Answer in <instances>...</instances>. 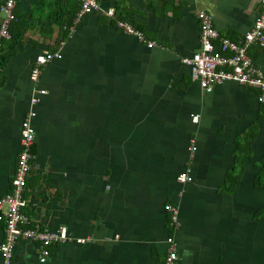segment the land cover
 Masks as SVG:
<instances>
[{
	"label": "crops",
	"instance_id": "1",
	"mask_svg": "<svg viewBox=\"0 0 264 264\" xmlns=\"http://www.w3.org/2000/svg\"><path fill=\"white\" fill-rule=\"evenodd\" d=\"M263 1L176 0L166 11L148 0H99L162 46L152 49L98 14L76 18L63 42L57 26L50 38L27 32L0 88V198L16 172L34 62L60 52L40 78L48 94L33 123L24 213L44 229L94 239L55 245L44 264H164L171 235L179 264H264V105L256 89L235 82L202 91L183 63L201 47L199 11L222 37L239 40ZM20 3L28 12L34 0ZM249 55L264 73V48ZM187 169L194 181L180 184ZM166 205L179 208L176 231ZM39 248L20 240L13 264H42Z\"/></svg>",
	"mask_w": 264,
	"mask_h": 264
},
{
	"label": "built area",
	"instance_id": "2",
	"mask_svg": "<svg viewBox=\"0 0 264 264\" xmlns=\"http://www.w3.org/2000/svg\"><path fill=\"white\" fill-rule=\"evenodd\" d=\"M81 6L77 21L86 15H102L115 21L118 29L128 35L134 36L140 43L149 49L162 47L158 42L149 40L144 32L135 28L128 21L117 18L116 11L104 8L99 0H75ZM18 0H4L0 8V51L5 42L11 40L10 23L14 17V10ZM197 18L200 23L201 47L191 58L183 60L190 67L192 81L198 83L201 90L212 93L217 86L227 82H235L244 87L258 91V101L264 105V73L258 69L254 60L249 55L252 47L264 48V1L262 12L254 23L253 28L239 40L222 37L215 27L213 16L206 11H199ZM63 58L60 52H44L39 55L32 67L30 80L34 91L30 99V107L21 125V151L17 160L16 172L12 180L11 191L0 198V212L5 217V238L0 245V254L4 264H13L15 247L20 240L38 243L39 262L46 263L51 255L52 248L58 244L75 242L88 244L94 242L91 237L73 238L66 228L49 230L42 228L38 223L24 213L28 206L25 197L28 178L33 168V146L36 141L34 120L38 116L37 106L42 97L48 94L47 90L39 87L43 69L54 60ZM199 115H192V122L198 124ZM198 151L197 138L190 140L188 152L192 161ZM178 181L180 184L192 183V171L187 169L182 172ZM165 210L170 215V226L173 230L179 228V208L166 205ZM168 246L164 264H179L178 249L174 235L167 238Z\"/></svg>",
	"mask_w": 264,
	"mask_h": 264
},
{
	"label": "trees",
	"instance_id": "3",
	"mask_svg": "<svg viewBox=\"0 0 264 264\" xmlns=\"http://www.w3.org/2000/svg\"><path fill=\"white\" fill-rule=\"evenodd\" d=\"M21 1L27 2L29 0H18L9 28L11 40L5 42L0 51V88L6 83L5 69L7 63L16 52V48L23 44L25 35L29 30H39L42 37L50 38L53 37L55 26H57L60 29L59 41L63 42L69 38L71 28L81 9L80 4L75 0H34L32 8L28 12H24L19 8ZM148 1L152 7L157 5L166 11L173 10L176 2V0ZM3 3L4 0H0V8ZM117 8L119 9V6ZM119 19L129 20L122 16ZM132 25L141 30L135 24Z\"/></svg>",
	"mask_w": 264,
	"mask_h": 264
}]
</instances>
